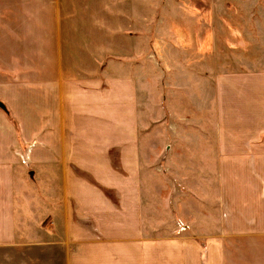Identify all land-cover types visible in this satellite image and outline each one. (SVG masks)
<instances>
[{
	"label": "crops",
	"instance_id": "crops-1",
	"mask_svg": "<svg viewBox=\"0 0 264 264\" xmlns=\"http://www.w3.org/2000/svg\"><path fill=\"white\" fill-rule=\"evenodd\" d=\"M193 2L168 25L158 0H0V101L38 138L0 137V264H264V94L223 77L200 97Z\"/></svg>",
	"mask_w": 264,
	"mask_h": 264
},
{
	"label": "rangeland",
	"instance_id": "rangeland-1",
	"mask_svg": "<svg viewBox=\"0 0 264 264\" xmlns=\"http://www.w3.org/2000/svg\"><path fill=\"white\" fill-rule=\"evenodd\" d=\"M188 1L189 0H158L161 6L158 8L153 7V11L156 15L164 14V8L170 11L171 16L168 15L167 20L169 21L168 25H172V23L175 22L174 20L179 19L177 8L180 4L177 3L186 2L185 6L189 7V5H187ZM193 1V5H196L195 7L197 8L194 12L197 11L196 14L199 15V30L200 32L201 30L207 31L206 35L209 37L207 40L202 39V44L207 46L210 44L208 49H203L202 46L199 47V67L196 73L198 76L197 90L200 97H203L205 94H211L212 92L216 94L221 93L222 89L221 86L218 85V81H221L223 77H231L241 81V87L238 88V92L241 94H264V0ZM139 2L140 0H134L136 4ZM171 4L172 6H170ZM135 8L146 9L148 7H138L136 5ZM155 17L156 16L153 17L152 21ZM140 28L142 29L145 27ZM170 28L173 31L176 27L173 25ZM10 76L9 74L6 75L8 81H11ZM33 94L32 92V95ZM3 98H5V100H2L6 103L7 110L5 111L0 108V127L5 130V139H3V135L1 134V141L23 150V147L31 141H38L37 132L35 134L34 127L30 125L32 124L31 119L27 123L21 124L18 118L15 117L13 107L14 105L16 107V103L14 100H12V103H14L12 107V103L8 102L9 95H4ZM35 100L36 98L34 96L32 102H27V110H36ZM171 124L173 125V122ZM165 130L167 129L161 126L158 120H155L150 127L151 134L148 138L152 145V167L154 172L158 175L160 173L171 174L169 169L165 172H160L157 169V166H162L164 162L165 150L163 149H166L167 144H173L175 141L174 132H167ZM42 135L46 137V134ZM146 139L147 138H145V141ZM23 151L26 152V149ZM32 164L33 165H30V163L22 165L23 179L22 182L19 183L20 187H18L26 193L36 192L34 187L37 183L41 184L42 180L45 178L42 175L39 177V174H37V176L30 174V168H37L36 164ZM170 169H173V166H170ZM168 180L171 183H168L170 189L167 191L173 193L175 186L173 177H168ZM158 182L160 181H156V183ZM22 200L23 202L21 205L26 207L28 211H31V209H29L30 200L24 196ZM162 209L167 208L163 206ZM166 211L167 214L163 215L168 219V222L171 223L173 220V213L170 215L168 210ZM162 213H164V211H162ZM170 231L173 232V230Z\"/></svg>",
	"mask_w": 264,
	"mask_h": 264
},
{
	"label": "water",
	"instance_id": "water-1",
	"mask_svg": "<svg viewBox=\"0 0 264 264\" xmlns=\"http://www.w3.org/2000/svg\"><path fill=\"white\" fill-rule=\"evenodd\" d=\"M0 108H2L3 110H6V106L0 101Z\"/></svg>",
	"mask_w": 264,
	"mask_h": 264
}]
</instances>
